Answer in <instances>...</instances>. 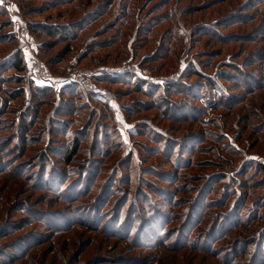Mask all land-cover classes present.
Masks as SVG:
<instances>
[{"label":"rangeland","instance_id":"obj_1","mask_svg":"<svg viewBox=\"0 0 264 264\" xmlns=\"http://www.w3.org/2000/svg\"><path fill=\"white\" fill-rule=\"evenodd\" d=\"M252 157L264 0H0V264H264ZM138 205L169 235L135 238Z\"/></svg>","mask_w":264,"mask_h":264},{"label":"trees","instance_id":"obj_2","mask_svg":"<svg viewBox=\"0 0 264 264\" xmlns=\"http://www.w3.org/2000/svg\"><path fill=\"white\" fill-rule=\"evenodd\" d=\"M228 18H229V16H227L225 19L227 20ZM167 20H168V18L164 19V21L162 23H164ZM47 25H49V26H47V27L45 25L44 26L41 25V26L42 27H46L45 30H47V35L49 37H54L55 34H58V31L59 32L62 31V33L65 32L67 34L66 30L64 29L66 24H61L60 26H53V27H52L51 24H47ZM32 30L38 32V28L32 27ZM71 36H73V34ZM64 37H68V36L64 35ZM14 58H15V60L13 61V65L12 66L17 68L19 71H24L25 68H24V65H23L22 56L19 54V55L15 56ZM155 86L156 87H154V88H156L157 90L162 87V86H159V84L155 85ZM34 89L36 91H39V92H44V91L47 90V87L35 86ZM163 91H166V93L169 94V95L173 94V92H171L169 90V86H163ZM48 127H49V132H50V126H48ZM157 134H159V133L157 132ZM49 138H50V135H49L48 139ZM192 143H193V141L187 143L189 149L191 148ZM78 146H79V143H77L75 148H73V143H72V145L68 147L66 155H65V159H66L67 163H72L74 161L75 155L78 154V150H79ZM180 146H181V144H180ZM132 157H133V155H132ZM173 158H175V157L173 156ZM175 159L177 160V157ZM177 161H179V160H177ZM180 161H182V159ZM252 161H250L248 163L254 164L253 166L256 168L255 170L261 172L264 175V158H262V159L261 158L260 159H256L255 158ZM48 181H49V178L46 179V182H48ZM145 202H146V206L145 207H147V205L151 203V200L149 201V198L146 197V201ZM188 205H189L188 208H190L189 209L190 212H189V218L188 219L191 220V216L190 215L192 214V211L195 208L194 202H193L192 205H191V203H189ZM153 207H155V206H152L151 209ZM148 209H149V206H148ZM157 215H159L160 218ZM87 217L90 220H92L93 223L97 222L96 221L97 218L94 220L93 216L92 217L91 216H87ZM203 217H204V215H203ZM135 218H136V225H135V230H134L135 238H161L162 236L169 235L170 231H169V228L167 226V223H164V220H163L164 215H163V213L158 212V211H155L153 213H149L148 210L145 212L144 211V207L138 205L137 206V210L135 211ZM107 223H108L109 229L116 230V231L119 230V231H121L123 233H127L128 225H129L130 222H129V219H128V223H127V219H126V221L125 220L119 221L117 218H114L111 221H108ZM221 223H222V221L221 222H214V224H212L211 227H210V233L208 235H204L201 238H209L213 233L216 232L215 229L219 225H221ZM109 224H111V225L109 226ZM187 224L188 223L186 222L185 225L187 226ZM201 224H202L201 221H199L198 225L200 226ZM185 225H184V227H185ZM194 229H195V226L187 234L188 237H190L193 234ZM178 231L181 232L180 230H178ZM178 231L175 234L176 237H178V235H180V233ZM179 238H181V237H179ZM177 241H178V239H177Z\"/></svg>","mask_w":264,"mask_h":264},{"label":"built area","instance_id":"obj_3","mask_svg":"<svg viewBox=\"0 0 264 264\" xmlns=\"http://www.w3.org/2000/svg\"><path fill=\"white\" fill-rule=\"evenodd\" d=\"M26 31V28H24ZM28 61L30 62V67L39 74L47 77V72L41 67L39 60L35 56H28Z\"/></svg>","mask_w":264,"mask_h":264}]
</instances>
